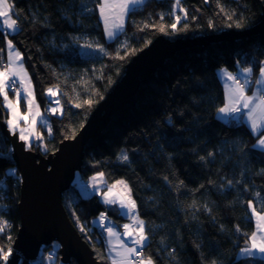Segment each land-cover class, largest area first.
<instances>
[{"label": "trees", "instance_id": "trees-1", "mask_svg": "<svg viewBox=\"0 0 264 264\" xmlns=\"http://www.w3.org/2000/svg\"><path fill=\"white\" fill-rule=\"evenodd\" d=\"M9 1L21 29L10 38L22 53L37 100L45 107L47 89L56 86L63 105V115L50 116L51 135L42 127L44 153L77 133L133 56L154 38L242 30L260 21L264 6V0H180L187 15L177 28L186 30L173 32L168 26L176 22V0H144L130 10L124 29L107 39L100 0ZM161 26L167 30L160 32ZM5 59L6 36L0 32V65ZM262 62L261 32L183 49L155 71L141 74L133 98L86 144L82 168L63 194L72 222L101 264L112 263L104 231L93 219L106 213L121 225L126 218L115 205H106L97 193L78 184L98 173L108 184L119 179L128 183L149 238L142 253L154 264H264V258L237 255L255 230L252 208L261 211L264 203V151L255 146L258 136L245 122L224 120L218 113L225 103L219 70L236 73L252 67L251 93ZM4 117L7 109L0 106V120ZM30 145L42 151L37 141ZM123 153L127 161L119 158ZM1 183L0 220L7 226L0 231V249L7 252L20 227L21 177L0 128ZM41 263L64 264L58 243L43 246L29 264ZM0 264L6 262L0 259Z\"/></svg>", "mask_w": 264, "mask_h": 264}, {"label": "water", "instance_id": "water-1", "mask_svg": "<svg viewBox=\"0 0 264 264\" xmlns=\"http://www.w3.org/2000/svg\"><path fill=\"white\" fill-rule=\"evenodd\" d=\"M261 32L264 33V6L260 21L242 30L227 29L188 38L171 39L163 35L154 38L133 56L124 75L77 133L63 139L54 151L44 153L27 147L18 133L8 128L7 118L1 119V131L11 145L12 158L21 177L18 201L20 227L6 264H29L39 257L43 246L55 242L59 244L60 259L64 264L72 261L75 264H101L72 222L63 202L64 191L75 183L76 174L82 168L86 144L99 136L113 114L133 98L141 85L142 73L155 71L166 59L183 49Z\"/></svg>", "mask_w": 264, "mask_h": 264}, {"label": "snow or ice", "instance_id": "snow-or-ice-1", "mask_svg": "<svg viewBox=\"0 0 264 264\" xmlns=\"http://www.w3.org/2000/svg\"><path fill=\"white\" fill-rule=\"evenodd\" d=\"M144 0H100L98 5L100 17L104 21L105 32L109 38L116 36L117 32L121 30L124 26V19L127 13L132 9L134 5H140ZM180 5V0H176L174 7ZM223 10V9H222ZM13 11V5L9 3V0H0V32H12L20 31V27L17 19H11L10 13ZM181 11H184L181 9ZM184 15H187V12L184 11ZM161 19H163V14H161ZM231 19V16L229 17ZM181 17L176 16L174 23L169 25L173 32L182 31L185 29H178L177 24L180 22ZM210 27L211 22H210ZM240 27L239 24L236 25ZM167 29L164 26L159 28L160 32H165ZM90 46V45H89ZM7 48L9 50L8 54V65L3 70L0 71V94L3 95V100L6 102L4 105L11 112V119L7 120L8 127L15 132L16 128L19 127V121L21 119H26V117L21 116L18 108L20 99H24L27 102L28 112L32 114L33 106L36 108V112L33 115L31 121V126L28 128H20V139L22 141H29L30 137H35L40 139L41 137L36 136L34 133V126L36 124V117L40 116L39 105L35 104V96L32 91L31 79L28 76L27 71L24 68L22 54L15 50L13 42L11 40L7 41ZM97 48L100 51H103L102 46L97 45ZM122 58V57H121ZM223 75L227 78L228 81H231L230 84L225 85V103L223 107L218 109L219 114L224 116H232L235 114H241L246 110L247 120L250 122V128L253 132H260L261 129H264V94H261L262 89L258 87L252 95H246V92L250 89L251 84V75L253 72L252 67H245L238 69L236 73L228 72L227 70H222ZM17 78L19 79V87L17 85ZM256 85L264 86V62L261 63L259 68V77L255 80ZM14 90L17 98V104H13L8 97V91ZM50 97L57 95V92H54L52 88L47 90ZM56 105H60V101H55ZM85 103L91 105L92 101L88 100ZM76 107H81L80 104H77ZM57 108H52L51 112L53 114L57 113ZM60 115H63L62 108L59 111ZM41 120L47 126L46 121L43 117ZM49 135H51V127L48 126ZM31 146V145H29ZM257 146L264 149V136H262L258 142ZM212 153H209L211 156ZM121 160L127 161L129 159L127 153H123L120 157ZM201 159H204L201 157ZM103 176V174H98ZM93 182L96 181L94 176ZM167 180V177H165ZM118 184L124 185L127 189V184L125 181H119ZM232 181H228L229 187L231 186ZM112 187L109 186V191L104 193V203L106 204H116L117 200L112 198ZM131 190L127 189V195L122 196L119 200L120 209L125 211L126 214L132 216V225L125 224L123 227L125 232L123 235L129 237L131 240L132 247H129L123 240L120 239V233L116 232L113 228H108L109 243L111 252L115 253L112 257V264H154L151 256H148L147 259L141 256V252L144 246L148 242V236L145 234V222L138 218L136 214L137 205L135 200L130 198ZM257 199L261 200L259 194H257ZM249 207H251V201L248 202ZM251 215L255 217V230L251 232L250 235V245L246 243V246L237 254L238 257L242 256H252L256 251L264 254V203H262L261 211H257L256 208H252ZM105 216L101 213L100 220L103 221ZM7 226V221H0V231H3ZM130 227L136 229L135 232L130 231ZM81 226V231H83ZM239 231V229H237ZM247 235V234H245ZM133 236L135 238L133 239ZM112 240L118 242L119 249L116 245L112 244ZM139 249V251H138ZM11 249L7 252L0 249V259L7 262ZM174 255V252L171 253ZM138 258V259H136ZM211 264H216L215 261Z\"/></svg>", "mask_w": 264, "mask_h": 264}, {"label": "crops", "instance_id": "crops-1", "mask_svg": "<svg viewBox=\"0 0 264 264\" xmlns=\"http://www.w3.org/2000/svg\"><path fill=\"white\" fill-rule=\"evenodd\" d=\"M141 5V4H140ZM139 5H134V6H132V9L133 8H136V7H138ZM178 9L181 11V8L178 6ZM130 12V11H129ZM129 12L127 13V15L125 16V19H124V26H123V28L125 27V23H126V19H127V16H128V14H129ZM183 13H184V11H182ZM99 14H100V12H99ZM13 14L12 13H10V18L11 19H14V16H12ZM183 15V14H182ZM101 18V17H100ZM1 19V18H0ZM101 20H102V18H101ZM102 24H103V28H104V31H105V26H104V21L102 20ZM122 28V29H123ZM6 33V32H5ZM14 33V32H13ZM8 54H9V52H8V50L6 51V59H5V63L1 66L3 69H5L6 67H7V65H8ZM222 70H226V69H220L219 70V76H220V79L223 81V82H230L231 83V81H228L227 80V78L223 75V71ZM228 71V70H227ZM228 72H230V71H228ZM258 77H259V75H258ZM257 77V78H258ZM256 78V79H257ZM17 80H18V82H19V79L17 78ZM250 85H252V76H251V84ZM20 86V85H19ZM253 87V90L251 91V93H249L248 91L246 92V95H252V93L254 92V91H256V89L258 88V87H260L261 89H262V92H261V94H264V86H258V85H256V83H254V85L252 86ZM13 91V90H12ZM13 92H15V91H13ZM219 117L220 118H222V119H224V120H228L229 118H231V117H233V118H235V119H237V120H241V121H243V122H245L249 127H250V122L247 120V116H246V110H245V112H243V113H241V114H235V115H232V116H224L223 114H219ZM253 132V131H252ZM256 136H258V138H257V140H256V143H255V146L257 147V148H259V149H261V150H263L264 151V149H262V148H260V147H258L257 146V142H258V140L262 137V136H264V129H261V131L260 132H253ZM99 174V173H98ZM98 174H95L94 176L97 178L96 179V181L95 182H93V177H90V179L92 180V182H91V185L88 187L89 188V190L92 192V193H97L98 195H99V197H100V199L104 202V193H106V192H108L109 191V186H115V187H112V198H115L116 200H117V203L116 204H106V205H115L117 208H118V210H119V212H120V214L123 216V217H125L126 218V221H124L121 225H118V224H116L115 223V221L111 218V217H109L108 215H106L105 213H103L104 214V216H105V219L103 220V221H101L100 220V216H101V214L98 216V217H96V218H94L93 219V224L94 225H96V226H98V227H101L102 229H103V231H104V236H105V242H106V247H107V253H108V255H109V257H110V260H111V263H112V257L115 255V253H113V252H111V250H110V243H109V235H108V231H107V229L108 228H113L116 232H118V233H120L121 235H120V239L121 240H123L124 242H125V244H127L129 247H132V244H131V240L129 239V237H127V236H125V235H123L124 234V232H125V229H124V225L125 224H129L130 226L132 225V223H133V221H132V216L131 215H128V214H126L125 213V211H122L121 209H120V205H119V200L121 199V197L122 196H126L127 195V190L125 189V187L124 186H122L121 188H119L118 186H116V183L115 182H117V181H114V182H112V183H106V181H105V178H104V176H99ZM89 179V182L91 181ZM124 190H123V189ZM130 189V188H129ZM130 198H131V195H130ZM132 199V198H131ZM136 214H137V211H136ZM138 216V215H137ZM139 218V217H138ZM254 219H255V217H254ZM130 231H133V232H135L136 231V229L135 228H133V227H130V229H129ZM135 238V236H133V239ZM112 244H114V245H116V247H117V249H119V245H118V242L117 241H115V240H112ZM243 249V248H242ZM241 249V250H242ZM240 250V251H241ZM138 251H139V249H138ZM143 252V251H142ZM252 256H255V257H261V258H264V254H262V253H259L258 251H256ZM142 257H144L145 259H147V257L146 256H144V255H142Z\"/></svg>", "mask_w": 264, "mask_h": 264}, {"label": "rangeland", "instance_id": "rangeland-1", "mask_svg": "<svg viewBox=\"0 0 264 264\" xmlns=\"http://www.w3.org/2000/svg\"><path fill=\"white\" fill-rule=\"evenodd\" d=\"M9 3H10V1H9ZM175 16H180L181 17V19L184 17V13L182 12V11H180L179 9H178V7H175ZM183 14V15H182ZM13 16V15H12ZM2 19L3 18H1L0 19V22H2ZM124 29V28H123ZM123 29H121V30H119L118 32H117V34L118 33H120ZM13 33V32H12ZM11 33V34H12ZM104 33H105V36H106V38L107 39H113V38H109L108 36H107V33L104 31ZM116 34V35H117ZM5 36H6V51L8 50V48H7V41L8 40H11L12 42H13V40L10 38V34L8 33V32H6L5 33ZM13 45H14V48H15V50H18L19 51V49L16 47V45L14 44V42H13ZM8 52H9V50H8ZM20 52V51H19ZM21 53V52H20ZM22 54V53H21ZM23 57V56H22ZM8 62V61H7ZM23 64H24V68H25V70L27 71V73H28V76L30 77V79H31V75H30V72H29V70L27 69V67L25 66V63H24V60H23ZM2 65H0V71H3L4 69L1 67ZM253 80V79H252ZM222 83H223V85H224V91H225V85L226 84H230V82H223L222 81ZM31 85H32V91H33V93H34V96H35V104L36 105H39V112H40V116H37L36 117V124H35V126H34V133H35V135L36 136H39V137H41L40 139H36L35 137H30L29 138V141H25L26 142V144L27 145H30L31 144V142H33V141H37L38 143H39V145H40V149L44 152V151H46L47 150V146H46V144H45V140H44V138H43V129H42V127H45V129L48 131V126H50L51 127V124H50V116L51 115H60L59 114V111H60V109L62 108V110H63V105H62V103L60 102V105L58 106V105H56V103H55V101L56 100H59L60 101V99H59V94H58V88L56 87V86H51V87H49V88H52L53 89V91L54 92H57V95L56 96H54V97H50L49 95H48V92L46 91V96H47V99H48V101L46 102V104H45V107L44 106H42L41 104H40V102L37 100V98H36V95H35V91H34V86H33V82H32V79H31ZM48 88V89H49ZM47 89V90H48ZM12 92V90H9L8 91V97H9V100H11L12 102H13V104H17V98H16V95H15V92L14 93H11ZM2 97H3V95H2ZM3 102H4V100H3ZM6 102H4V104H5ZM5 108H6V106H5ZM18 108H19V112H20V114H21V116H23V117H26V119H21L18 123H19V127H17L16 128V130H15V132L16 133H18V135H19V137H20V128H28V127H30L31 126V121H32V119H33V115L35 114V112H36V108H35V106H33V111H32V114H29V112H28V107H27V102H26V100H24V99H20V101H19V104H18ZM52 108H57V113L56 114H53L52 112H51V109ZM7 109V108H6ZM7 112H8V118H7V120L8 119H11L12 118V116H11V112L7 109ZM41 117H43L44 118V120L46 121V124H47V126H45V124L43 123V121L41 120ZM9 128V127H8ZM10 129V128H9ZM11 130V129H10ZM12 131V130H11ZM13 132V131H12ZM92 177H94V176H92ZM90 179V178H89ZM91 180V179H90ZM117 182H119V181H125L124 179H119V180H116ZM91 182H92V180L90 181V185H91ZM117 182H115L116 183V186H118L119 188H121L122 186H124V185H122V184H118ZM126 182V181H125ZM126 184H127V189H129V185H128V183L126 182ZM123 189V188H122ZM126 189V190H127ZM124 190V189H123ZM106 214V213H105ZM107 215V214H106ZM57 247H58V245H55L54 247H53V252H56L57 251ZM245 247V246H244ZM243 247V248H244ZM12 251V250H11Z\"/></svg>", "mask_w": 264, "mask_h": 264}, {"label": "built area", "instance_id": "built-area-1", "mask_svg": "<svg viewBox=\"0 0 264 264\" xmlns=\"http://www.w3.org/2000/svg\"><path fill=\"white\" fill-rule=\"evenodd\" d=\"M16 87H19V82H18V80H17V85H16ZM14 91V90H13ZM78 184L80 185V186H82V187H89L90 186V182H89V180L88 181H85V180H83V179H79L78 180ZM0 186L1 187H3L4 186V184H0ZM0 214H1V209H0ZM1 221V220H0ZM143 255V253L141 252V256ZM48 256H50V257H52V255L51 254H48ZM136 259H138V258H136ZM34 262V261H33ZM41 264H46V263H41Z\"/></svg>", "mask_w": 264, "mask_h": 264}]
</instances>
